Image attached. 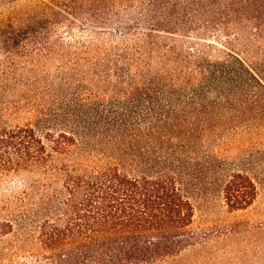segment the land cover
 Returning a JSON list of instances; mask_svg holds the SVG:
<instances>
[{
  "label": "trees",
  "instance_id": "obj_1",
  "mask_svg": "<svg viewBox=\"0 0 264 264\" xmlns=\"http://www.w3.org/2000/svg\"><path fill=\"white\" fill-rule=\"evenodd\" d=\"M56 55L68 58L59 84L45 74ZM19 108L39 118L3 123ZM260 137L264 0H0V172L36 175L42 192L19 256L166 255L194 221L189 179L221 171L231 210L255 201L250 172L222 160ZM24 210L0 223V242Z\"/></svg>",
  "mask_w": 264,
  "mask_h": 264
},
{
  "label": "rangeland",
  "instance_id": "obj_2",
  "mask_svg": "<svg viewBox=\"0 0 264 264\" xmlns=\"http://www.w3.org/2000/svg\"><path fill=\"white\" fill-rule=\"evenodd\" d=\"M66 37L69 45L77 43L69 35ZM64 61L67 62L68 58L56 55L48 64L45 74L49 82H63L61 68ZM46 98L48 106L52 98ZM6 112L3 123L8 126L35 123L39 118L37 112L27 108H19L10 114L7 109ZM260 138L256 143L246 144L248 147L242 152L225 153L222 160L224 165L250 172L259 187L255 201L247 208L231 210L224 196L225 178L221 171H205L196 179H189L188 189L196 208L193 223L179 238L182 242L168 254L143 264H264V137ZM35 176L0 172V223L16 220L19 203L24 204V212H27L32 202L41 196L42 192L34 186ZM31 218L27 212L25 218L16 224L15 232L3 237L0 264L36 263L32 256L16 254L21 238L30 244L36 242L37 227Z\"/></svg>",
  "mask_w": 264,
  "mask_h": 264
}]
</instances>
